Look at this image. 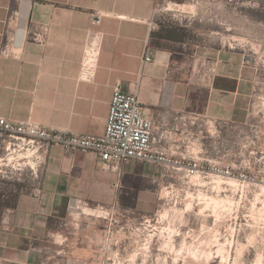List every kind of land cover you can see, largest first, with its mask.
<instances>
[{
	"label": "crops",
	"instance_id": "1",
	"mask_svg": "<svg viewBox=\"0 0 264 264\" xmlns=\"http://www.w3.org/2000/svg\"><path fill=\"white\" fill-rule=\"evenodd\" d=\"M170 4L0 0V116L101 135L119 86L138 96L144 114L155 120L159 143L176 155L192 152L185 140L196 125L184 124L186 116L247 123L257 69L232 44L224 45L217 25L193 20L196 5ZM94 41V67L86 78L82 63ZM147 55L152 60L144 62ZM199 63L216 68L211 82ZM151 166L131 161L104 170L95 152L51 147L33 189L27 191L25 180L0 181V195L11 203L0 218V264H39L42 241L59 232L73 203L105 206L134 194L137 204L143 183L156 181Z\"/></svg>",
	"mask_w": 264,
	"mask_h": 264
},
{
	"label": "rangeland",
	"instance_id": "2",
	"mask_svg": "<svg viewBox=\"0 0 264 264\" xmlns=\"http://www.w3.org/2000/svg\"><path fill=\"white\" fill-rule=\"evenodd\" d=\"M183 1L157 0L161 7ZM186 1L196 5L193 20L217 25L224 45L257 69L248 122H200L185 136L200 172L151 166L156 181L143 183L137 204L134 194L105 206L73 203L59 232L42 241L39 264H264V0ZM33 179L24 176L27 191Z\"/></svg>",
	"mask_w": 264,
	"mask_h": 264
},
{
	"label": "built area",
	"instance_id": "3",
	"mask_svg": "<svg viewBox=\"0 0 264 264\" xmlns=\"http://www.w3.org/2000/svg\"><path fill=\"white\" fill-rule=\"evenodd\" d=\"M8 55L6 48L3 52ZM96 56L95 41L86 50L82 71L86 78L92 73ZM147 55L144 62L151 61ZM205 76L211 82L215 67L202 64ZM184 124L198 125V114L182 118ZM155 120L144 114L135 93H126L117 86L110 104L104 133L77 134L48 129L33 120H12L0 116V176L4 179L23 180L24 176L37 177L46 163L53 146L66 151L95 152L104 170H116L121 164L138 161L193 176L200 172L199 160L190 155H176L159 143ZM230 175V171L225 173Z\"/></svg>",
	"mask_w": 264,
	"mask_h": 264
},
{
	"label": "bare ground",
	"instance_id": "4",
	"mask_svg": "<svg viewBox=\"0 0 264 264\" xmlns=\"http://www.w3.org/2000/svg\"><path fill=\"white\" fill-rule=\"evenodd\" d=\"M224 182V181H223ZM221 183V182H220ZM164 216H166V214H164ZM170 231V233H171V231H172V229H170L169 230ZM173 233H175V231L173 232ZM171 236V235H170ZM172 236H173V234H172ZM171 236V237H172ZM218 238V237H217ZM171 241V240H170ZM218 241V240H217ZM186 242V241H185ZM186 243H184L183 245H185ZM192 245V244H191ZM212 245V244H211ZM192 251V250H191ZM224 251H225V246H222V245H219V248H218V250H217V254H218V256H221L222 257V259L223 260H228V258L224 255ZM200 252V251H199ZM226 252V251H225ZM226 254V253H225ZM205 255V254H204ZM197 256V255H196ZM212 257V253H209V254H207L206 255V258H207V260H209L210 258ZM195 258V257H194ZM200 258H201V256H200ZM206 260V261H207ZM255 264H261L260 263V258H259V260L255 263Z\"/></svg>",
	"mask_w": 264,
	"mask_h": 264
},
{
	"label": "trees",
	"instance_id": "5",
	"mask_svg": "<svg viewBox=\"0 0 264 264\" xmlns=\"http://www.w3.org/2000/svg\"><path fill=\"white\" fill-rule=\"evenodd\" d=\"M10 204L11 203L9 202L8 199L2 198V196L0 195V218L2 217L5 209H7L8 207H10Z\"/></svg>",
	"mask_w": 264,
	"mask_h": 264
}]
</instances>
